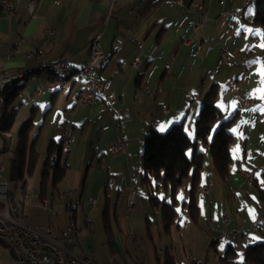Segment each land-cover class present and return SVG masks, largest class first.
Masks as SVG:
<instances>
[{
    "label": "crops",
    "instance_id": "1",
    "mask_svg": "<svg viewBox=\"0 0 264 264\" xmlns=\"http://www.w3.org/2000/svg\"><path fill=\"white\" fill-rule=\"evenodd\" d=\"M182 1L179 5L175 0H36L31 13L19 3L9 19L0 3V70L27 69L20 79L23 87L8 106V110L16 113L17 131L25 122L30 123L27 148L34 144L39 156L43 155L40 161L50 139L61 140L65 132H70L64 178L55 188L48 182L45 196L56 213L72 209L74 219L76 210L70 203L79 191L103 193V208L107 203L109 210L114 207L116 212L114 248L107 247L106 237L103 242L108 249L107 261L112 264H163V257L156 258L146 235L145 221L159 223V237L170 236L163 234L160 210L153 208L149 201L150 192L159 199L163 196L167 199L169 191L161 184L149 190L141 182L144 136L150 128L164 131L171 124L181 122L188 136L194 139V122L203 94L213 83L217 84L215 103L223 117L235 115L229 128L233 134L229 146L230 174L225 180L219 178L204 149L199 185L211 181V186L206 194L197 190L198 224L189 219L186 211L187 217L192 224L203 228L199 231L202 234L199 242L206 252L209 248L218 250L223 239L221 253L228 242L236 248L240 246L243 252L246 245L264 239V220L255 222L264 206V99L261 98L264 76L261 68L253 63L257 59L245 58L241 62L242 70V67L235 69L232 60L221 57L223 46L229 49V56L231 48L242 45V40L232 37L234 29L245 26V20L235 10L237 17H232L233 0H223L222 4L220 0ZM192 2L199 3L201 8L193 7ZM105 19L100 37L105 61L92 75L102 81V87L91 105H82L78 97L84 76L76 71L62 80L51 75L43 63L64 59L80 68L87 59L90 38ZM50 27L51 37H47ZM8 44L12 47L9 58L5 53ZM30 50L34 51L33 57H27ZM135 58L138 63L132 66ZM246 100L251 102L243 105ZM163 106L167 108L165 113L161 111ZM12 126L4 133L7 150ZM118 137L125 143V152L108 154L106 145ZM41 165L42 161L40 171ZM246 172H251L252 178L246 177ZM188 181L187 198L182 199L185 201L189 178ZM131 186L135 201L128 208L126 197ZM25 192L29 191L25 189ZM20 195L23 204L31 201ZM36 205H27L21 216L38 227L43 221L33 218L34 215L29 220L30 214L39 210ZM91 225L89 214H84L81 230L76 235L85 236V228ZM227 228L236 233L234 240L220 234ZM205 231L208 238L204 236ZM151 233L154 240L153 230ZM141 234L147 243H143ZM184 236L181 234L183 240ZM80 242L88 251L93 237L81 238ZM164 244L170 246L176 263L189 264L197 259L182 262L173 244L166 240ZM163 246L157 244L158 251ZM69 247L75 251V245ZM9 253L8 264H13L11 249Z\"/></svg>",
    "mask_w": 264,
    "mask_h": 264
},
{
    "label": "trees",
    "instance_id": "2",
    "mask_svg": "<svg viewBox=\"0 0 264 264\" xmlns=\"http://www.w3.org/2000/svg\"><path fill=\"white\" fill-rule=\"evenodd\" d=\"M251 22L254 25L262 26L264 44V0H254ZM216 86L217 84L213 83L202 98L194 122V139L188 136L181 122L171 124L164 131L150 128L145 133L141 150L143 164L141 182L148 186L149 190L152 186L161 184L169 191L167 199L164 198L165 196L159 199L152 192L149 193L150 205L160 210L163 234L170 235L171 228L173 226L178 227L177 189L185 178H189L190 187L188 199L182 200L181 206H186L189 219L194 224H198L197 190L204 161V149L209 151L213 170L219 178L225 180L230 174L231 155L229 146L233 141V134L229 128L235 115L228 118L223 117L222 110L215 103ZM22 87L23 82L19 79L7 84L2 91L4 97V105L0 112V135L4 142L2 153L7 150L4 133L10 130L16 114L14 110H8V106ZM29 127L30 123L28 122L22 125L18 131V139L13 151L16 155L15 175L17 180L23 182L21 193L24 195L26 193L25 177L32 175L39 159V152L34 144L27 148ZM66 153L67 149L64 148L61 140L50 139L42 159L38 185L40 197L45 196L48 182L55 188L64 178L67 170ZM152 179H154V183ZM115 214V208L109 210L108 204L105 203L101 212L102 228L106 237L105 244L111 250L114 248L113 224L115 223ZM145 223L146 235L151 240L157 258L159 255L157 244L151 235L153 222L146 219ZM153 225L157 228L156 223ZM212 244L213 242L210 243L211 246ZM162 249L163 264H179L176 263L170 246L165 245ZM236 254L235 245L228 242L223 252L218 256L219 264H264V239L246 245L243 249L242 261L236 260Z\"/></svg>",
    "mask_w": 264,
    "mask_h": 264
},
{
    "label": "rangeland",
    "instance_id": "3",
    "mask_svg": "<svg viewBox=\"0 0 264 264\" xmlns=\"http://www.w3.org/2000/svg\"><path fill=\"white\" fill-rule=\"evenodd\" d=\"M182 1V0H181ZM234 3H238V5L236 4H232L230 8L231 11L230 13H233V16L229 13V15H231L232 17H239L241 19L245 20V26L240 29H234L233 32V39L237 36V41L238 40H242L243 43L241 46H238L237 48L233 49L231 48V53L230 55L224 57L221 54V57L223 59H230L233 61V64L235 66V69H241L244 70L243 65L241 64V62L248 57H252L254 59H257L256 61V67L257 68H262L264 67V61H263V47H261V45L263 44V28L261 25H254L251 21H252V14L254 11V0H233ZM199 4V3H198ZM222 4V3H221ZM200 5V4H199ZM201 8V5H200ZM234 10L237 12V16L236 14H234ZM221 21V19L219 20V22ZM218 22V23H219ZM243 32V33H242ZM225 47V46H223ZM227 48V47H226ZM222 49V48H221ZM229 50V49H228ZM249 51L252 52V54H249ZM229 54V53H228ZM252 55V56H251ZM228 57V58H227ZM138 60V59H137ZM134 66V65H132ZM50 73V72H49ZM52 73V72H51ZM50 73V74H51ZM238 73H236L237 75ZM51 75H55V74H51ZM237 77V76H236ZM68 78V77H67ZM67 78H62L63 79H67ZM243 78L241 77L240 80H242ZM239 83L241 84V82L239 81ZM217 87V86H216ZM204 96V94H203ZM2 110V109H1ZM0 110V112H1ZM16 118V116H15ZM15 122L13 123L12 126V137L10 139V149L13 147V151H14V147L16 144V141L18 139V128H17V120H14ZM9 150H6L2 153V158H3V165H4V176L6 177L7 181H8V186L9 189L11 191V199L14 203L15 209L18 212L19 215H22V212L24 210L25 211V207L27 205H36L35 203H37L39 207V210H35L33 211V213H31L29 216V220L31 219L32 215L33 218H38L40 221H43L42 225H39L38 227H50L51 229H54L56 226H62L61 228H64L65 226H67L69 224V222H74L75 225L77 226L78 230L80 231L81 228L80 226H82V218L83 215H87V213L89 214V219L90 222L92 223L90 228H85L86 231V235L79 237L76 234H72V239H73V243H67V246L69 244V246H73L75 245V251L78 252V254L80 253V255L84 256L85 254H87L88 258H90L92 261H94L95 263H99V264H105L108 263L107 259H108V249L107 247L103 244L104 240H105V234L102 228V223H101V210L103 208V202H104V198H103V193L101 192L100 194H96L95 192L93 193H77L74 196L73 201L70 203V207L71 208H75L76 210V216L73 219L72 218V209H68V210H62L60 212L57 211L56 214L53 213V207L52 204L49 202L47 204V209H45L42 205L41 200H34L31 201H25L24 204L23 202H21L20 198H21V188H22V181H19L16 179V173H15V158H13V154L12 152ZM208 155L210 157V153L207 150ZM43 155L39 156V160L38 163L36 165V168H34L32 175L27 176L26 175V188L29 192L38 189V184H39V177H40V159L42 158ZM213 173V172H212ZM246 177H250L251 176H246ZM188 178L183 179L181 185L178 187L177 189V197H178V201L176 203V207L179 209V228L173 226V229L171 230V234L170 236L167 237H159L157 235L158 232V227L160 226L159 223L157 224V228L155 226L152 227L153 233L154 235V241L159 244V245H164L165 240L167 242H171L173 244V248H174V252L177 256V258L182 261V262H188L191 258H197L196 260H204L205 259V264H219V260H218V256L221 253V246H222V242L223 240H220L219 245H218V250H214L212 248H209V250L206 252L205 248L202 246L199 242V237H201L202 234L199 233L200 230H202L203 228L199 227L200 225H194L192 224L188 217H187V213H186V209L185 207L181 206V201L183 198H187V188H188ZM161 191H163L160 188ZM27 192V193H29ZM25 196V195H24ZM182 197V198H181ZM91 199H93V202L91 201ZM64 202H68V199L64 198ZM113 202V200L111 201ZM76 205V206H75ZM183 208V209H182ZM26 220V219H25ZM256 220V219H255ZM27 221V220H26ZM28 222V221H27ZM30 223H32L30 221ZM141 228L144 226V222L142 221V219L140 220V224ZM35 226V225H34ZM64 226V227H63ZM83 229V228H82ZM143 230V229H142ZM223 232V231H222ZM204 236L206 237L208 232L205 231L204 232ZM138 234V233H137ZM181 234H184V240L181 237ZM222 234V233H220ZM87 236H92L93 237V244L91 245V247L89 248L88 251H86L83 247V244L80 242L81 238H86ZM165 236V235H164ZM139 237H141L143 243H147V239L144 236V234L139 235ZM203 237V236H202ZM208 238V236H207ZM87 244H89V239H86ZM68 246V247H69ZM161 247L159 249L160 253L162 254L163 250ZM211 246V245H210ZM237 254H236V260H243V252L240 248V246L237 245ZM10 249L8 246H6L4 243L0 242V260L2 262V264H8L9 261V257H10V253H9ZM158 252V254H160ZM151 254H152V249H151ZM161 254L159 255L160 257ZM86 257V256H84ZM119 259V257H118ZM106 261V262H105ZM105 262V263H104Z\"/></svg>",
    "mask_w": 264,
    "mask_h": 264
},
{
    "label": "built area",
    "instance_id": "4",
    "mask_svg": "<svg viewBox=\"0 0 264 264\" xmlns=\"http://www.w3.org/2000/svg\"><path fill=\"white\" fill-rule=\"evenodd\" d=\"M36 0H0L2 8L9 19L15 10V7L19 3H23L28 11L31 13L34 9ZM179 5L183 4V1L175 0ZM223 3V0H220ZM193 7H197V2H192ZM101 24L99 29L92 35L88 43L87 59L82 66H80V74L84 76V83L81 93L78 97V102L82 105H91L98 97L102 87V81L97 78H93L95 70L100 69L105 61V55L100 46V37L104 28V23ZM196 25L193 27L195 28ZM51 28L47 31L48 36L51 37ZM183 42H187L184 40ZM11 45L8 44L6 48L7 58L11 57ZM229 53L228 48L222 47L221 54L226 57ZM34 51L30 50L27 53V57H33ZM53 63L54 66L65 70L68 66H72L64 59L44 62ZM43 63V64H44ZM138 60L135 58L131 65H137ZM26 68L19 70H0V100L4 97L2 91L5 86L15 80H19L26 73ZM251 101H243V105H247ZM161 111L165 113L167 108L161 107ZM70 132H65L61 141L64 148L67 149V141L69 140ZM106 151L110 155H116L125 152V143L122 138H116L111 143L106 145ZM246 176H253L251 172H246ZM112 179L113 176H109ZM6 177L4 176L3 158L0 155V242L6 244L12 251L11 261L13 264H88L90 258H78V253L67 246L68 242H71L72 234H76L79 230L67 229L66 226L62 229L55 230L50 227H37L28 223L23 217L22 221H15L12 216L10 207L4 206V189H5ZM211 181L198 186V191L202 194L208 193ZM25 199L27 200H41L42 205L47 209V204L50 202L46 196L40 197L39 192L33 190L29 193H25ZM93 202V199H91ZM135 201V190L133 186L130 187V191L126 197V206L130 208ZM53 213L56 212L53 210ZM264 220V206L259 210L255 222H262ZM225 225H228V219H225ZM222 235L230 240L236 238L234 231L224 229ZM1 261V260H0ZM2 264V262H1ZM99 264V263H98ZM105 264H112L108 262ZM189 264H204L202 260H195Z\"/></svg>",
    "mask_w": 264,
    "mask_h": 264
},
{
    "label": "bare ground",
    "instance_id": "5",
    "mask_svg": "<svg viewBox=\"0 0 264 264\" xmlns=\"http://www.w3.org/2000/svg\"><path fill=\"white\" fill-rule=\"evenodd\" d=\"M178 1H181V0H178ZM197 7H200V5L198 3H197ZM43 67H45L48 70V72H50V73L52 72L53 74H55L54 76L59 77L61 79L70 77L76 71L80 72V68L77 69L74 66H68L67 68H65V70H63L62 68H58V67L54 66L53 63H44ZM3 105H4V98L2 100H0V110L2 109ZM3 145H4L3 138L0 135V155H2ZM11 196H12L11 191L9 189L8 181L6 179L5 189H4V206L10 207V211H12V216L15 218V221H22L23 217L21 215H19L18 212L16 211V209L13 205V201L11 199ZM24 198H25V196H24ZM66 228L67 229H76V225L74 222H69V224L66 226ZM158 252L160 253V251H158ZM161 256H162V254H161ZM78 258H86V257L78 254ZM158 259H159V257H158ZM0 264H1V261H0ZM88 264H97V263H95L92 260H88Z\"/></svg>",
    "mask_w": 264,
    "mask_h": 264
},
{
    "label": "snow or ice",
    "instance_id": "6",
    "mask_svg": "<svg viewBox=\"0 0 264 264\" xmlns=\"http://www.w3.org/2000/svg\"><path fill=\"white\" fill-rule=\"evenodd\" d=\"M261 47H264V44H262ZM253 63H256V61H254ZM261 76H264V67L261 68ZM262 82H264V81H262ZM257 91H262V90L261 89H257ZM261 98L264 99V96H262Z\"/></svg>",
    "mask_w": 264,
    "mask_h": 264
}]
</instances>
